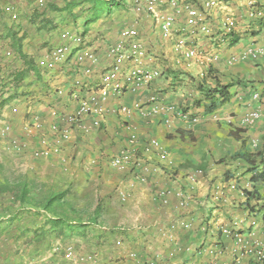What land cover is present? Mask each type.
I'll return each instance as SVG.
<instances>
[{"label":"crops","instance_id":"1","mask_svg":"<svg viewBox=\"0 0 264 264\" xmlns=\"http://www.w3.org/2000/svg\"><path fill=\"white\" fill-rule=\"evenodd\" d=\"M6 1L0 0V6ZM224 1L223 9L208 13L210 35L182 33L183 19L175 25L171 40L162 41L151 19L143 17L141 41L160 77L149 88L109 98L108 106H126L127 116L108 115L88 136L78 134L60 152L47 155L40 153L45 148L38 133L30 134L24 127L38 119L47 128L55 114L70 112L73 106L67 98L50 95L57 86L69 91L76 75L58 71L40 80L35 73L39 60L56 39L27 36L22 41L27 59H21L12 49L14 41L5 38L8 28L0 20V80L23 72L19 87L0 98V164L44 183L47 189L67 191L66 204L75 211L67 215L74 231L64 245L73 247L74 257L96 253L94 264H204L212 249L219 251V264H264L235 252L238 240L253 249L264 243V219L257 214L264 195V104L259 121L250 127L242 124L244 115L257 106L252 94L264 93V59H239L251 45L264 48V23L249 22L244 16L249 2L264 4V0ZM124 12H116L104 27L98 20L80 31L91 41H113L133 21L123 26ZM228 16L234 17L236 27L225 42L217 41ZM177 40L201 51L199 58L184 61L173 51ZM100 46L95 45L99 58L95 73L108 66ZM29 60L32 66L25 63ZM209 69L216 79L210 87L230 85L231 97L215 111L204 113L202 106H193L199 95L188 77L197 81ZM84 83L90 90L97 78ZM150 96L177 105L198 120L184 122L169 115L166 125L164 115L150 112ZM5 126L9 130L3 134ZM131 134L138 140L131 141ZM151 140L158 146L148 145ZM120 151L132 162L148 165L145 182L133 177L132 165L125 169L110 165ZM164 189H182L189 199L181 206L172 196L167 205H159L151 196ZM120 190L123 199L117 194ZM98 225L105 231H99ZM58 242L51 244V254L62 247ZM65 264L74 262L66 259Z\"/></svg>","mask_w":264,"mask_h":264},{"label":"built area","instance_id":"2","mask_svg":"<svg viewBox=\"0 0 264 264\" xmlns=\"http://www.w3.org/2000/svg\"><path fill=\"white\" fill-rule=\"evenodd\" d=\"M6 2L0 6V20L5 19L10 24H16L26 7L30 9L35 6L41 11L45 9L50 0H7ZM224 6V0H131L129 10L133 15V21L131 25L120 29L113 41H91L83 32L61 33V41L45 52L39 60V66L48 75L58 71L76 75L69 91L62 86H57L51 90L50 95L54 99L67 98L73 108L70 112L55 114L54 122L47 128H44L43 122L38 119H33L32 124L24 127L25 131L30 134L38 133L39 140L45 148L40 152L41 155L60 152L65 145L74 142L78 134L88 136L101 126L102 121L108 115L127 116L129 109L123 105L109 107V98H118L125 93H136L149 88L160 77V72L151 66L153 58L148 56L141 41L139 31L143 17L151 19L155 24L154 27L158 29L162 41H169L173 37L175 25L183 19L186 30L181 29L182 33L189 31L191 36L210 35L213 29L208 22V13L212 10L223 9ZM244 16L249 22L264 23V4L249 2ZM235 27L234 17H226L223 30L216 35L218 36L217 41L225 42L226 36L230 35ZM97 43L101 44L100 47L103 49L108 66L95 73L97 70L95 66L99 63L95 47ZM173 51L179 54L184 61L198 59L201 54V51L195 48H188L184 40H177L173 45ZM239 59H248L252 62L264 59V48L251 45L245 53L239 56ZM204 75L200 74V77ZM93 76L97 78V83L89 90L86 88L87 84L84 83V79L89 81ZM251 100L257 106L242 118V124L248 127L253 126L262 116L260 106L264 104V93L254 92ZM147 104L150 106L151 113L166 117L164 121L166 125L170 123L169 115L184 122L198 120L182 112L177 105L163 103L157 96H150ZM8 130L9 127L5 126L3 134ZM129 139L138 140L134 134H131ZM148 145L157 147L158 143L151 140ZM109 163L117 169H125L132 165L133 177L142 183L146 181V174L149 172L148 165L140 161L132 162L124 151L113 156ZM117 194L122 199L125 197L121 190ZM172 196L178 199L181 206H184L189 199V195L182 189L157 190L153 192L151 198L159 205H167ZM237 242L235 252L239 257L246 256L258 262L264 261V243L258 244L253 249L240 240ZM208 253L210 258L204 264H219L217 259L219 251L215 253L210 249ZM97 258V254L74 257L72 246L65 249V259L74 264H94Z\"/></svg>","mask_w":264,"mask_h":264},{"label":"trees","instance_id":"3","mask_svg":"<svg viewBox=\"0 0 264 264\" xmlns=\"http://www.w3.org/2000/svg\"><path fill=\"white\" fill-rule=\"evenodd\" d=\"M129 3L130 0L129 2L128 0H62L61 7L59 0H50L45 9L41 11L32 6L16 24H10L5 19L1 21L8 28L5 38L14 41L12 49L17 52L18 57L26 60L27 57L22 54V41L27 40V36L28 38L31 35L45 37L48 34V38L45 37L44 41H50L52 37L56 39L48 47L50 49L61 41V33L72 32L64 30L65 28L62 27L68 25L69 21L73 29L79 25L78 19L82 20V25L78 27L96 23L98 20L104 27L108 25L106 21L119 11H125V20L129 21L133 17L129 10ZM20 33L22 34L20 35ZM100 34L101 29L97 31V35L100 36ZM236 42V40L231 41L230 45ZM25 63L30 66L34 64L31 60ZM22 73L10 74L5 82L0 80L3 82L0 85V98L4 94H8V91H15L19 87ZM35 73L40 80L48 77V74L41 68H37ZM188 78L194 84V89L199 95L193 101V106H202L204 113L215 111L231 97L228 91L230 85L210 87L211 82L216 81L214 71L211 69L197 81L192 77ZM2 104L3 101L0 102V106ZM187 110V107L184 108V111ZM66 196L67 191L55 192L52 189H47L44 183H36L25 174L6 170L4 165L0 164V199L3 201V204H0V218L5 217L6 223L3 225L0 223V233L2 230L7 233L8 248L11 249L8 250L5 259L1 260L0 264H21V260L24 258H28V264L66 263L65 249L68 246L64 244L71 238V232L74 231V225L71 224L72 221L68 220L67 215L75 212L71 206L66 204ZM261 200L257 214L264 219V195ZM17 221L20 223L15 226L17 229L13 231L14 225L12 226V224ZM75 223L81 227L87 226V224ZM93 223L95 222L90 220V224ZM98 227L99 231H105L102 226L98 225ZM81 232L77 234H81ZM84 232L82 233L84 234ZM56 241H59L58 244L60 243L62 247H58L55 252H52V256L47 259V262L44 258L45 254L50 252L51 244ZM9 254L11 255L10 259H8ZM13 254H18L19 257L14 259L12 258Z\"/></svg>","mask_w":264,"mask_h":264},{"label":"rangeland","instance_id":"4","mask_svg":"<svg viewBox=\"0 0 264 264\" xmlns=\"http://www.w3.org/2000/svg\"><path fill=\"white\" fill-rule=\"evenodd\" d=\"M60 1V6L62 7V4H61V2H62V0H59ZM129 1V0H128ZM31 9V8H30ZM28 7H26L25 8V10H24V13L25 12H27L28 10H30ZM124 12V11H123ZM125 13V12H124ZM132 19H133V17H132ZM126 21V20H125ZM130 21V20H129ZM129 21H126V22H124V23H122L123 24V26L124 25H127L128 23L127 22H129ZM77 23L79 24L78 26H81L82 25V20H80V19H78L77 20ZM101 23V22H100ZM151 23H152V21H151ZM70 25V26H69ZM72 24H71V22L69 21V24L68 25H65V26H62L63 28H65L64 30H70V31H72V32H81L80 31V29L82 28V27H76V29H73V27L71 26ZM154 25L155 24H153L152 23V27L153 28H155L154 27ZM120 26H121V24H120ZM70 27V28H69ZM139 33H140V35L142 36L143 35V30L142 29H140V31H139ZM46 35H48V34H46ZM2 199H0V204H3V201H1ZM1 208V207H0ZM3 211V210H2ZM0 223H2V225L3 224H6L5 223V217H1L0 218ZM17 223V224H16ZM16 223H13L12 224V230L13 231H15L17 228L15 227L16 225H19V221H17ZM8 229V228H7ZM7 229H5V230H7ZM6 236H7V233H4V230H2V232L0 233V261L1 260H4L5 259V255L7 254V252H8V250H11V249H9L8 248V246H9V244L7 243V239H6ZM59 245H60V243H59ZM58 252V251H57ZM51 256H52V254L49 252V253H46L45 254V259L47 260V259H50L51 258ZM10 257H11V255L9 254V256H8V259H10ZM19 257V255L18 254H13L12 255V258H18ZM11 261V260H10ZM28 258H24V259H22L21 260V264H23V263H26V264H28ZM47 262H48V260H47ZM29 263H30V261H29ZM32 263V262H31ZM34 264V263H33Z\"/></svg>","mask_w":264,"mask_h":264}]
</instances>
